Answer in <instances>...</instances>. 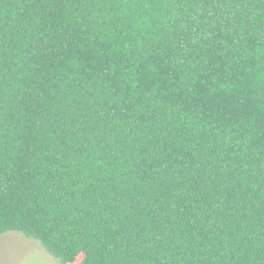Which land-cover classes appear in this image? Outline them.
<instances>
[{
    "label": "trees",
    "instance_id": "trees-1",
    "mask_svg": "<svg viewBox=\"0 0 264 264\" xmlns=\"http://www.w3.org/2000/svg\"><path fill=\"white\" fill-rule=\"evenodd\" d=\"M59 264H264V0H0V235Z\"/></svg>",
    "mask_w": 264,
    "mask_h": 264
},
{
    "label": "rangeland",
    "instance_id": "rangeland-1",
    "mask_svg": "<svg viewBox=\"0 0 264 264\" xmlns=\"http://www.w3.org/2000/svg\"><path fill=\"white\" fill-rule=\"evenodd\" d=\"M0 264H59L40 245L23 235L10 232L0 235Z\"/></svg>",
    "mask_w": 264,
    "mask_h": 264
}]
</instances>
